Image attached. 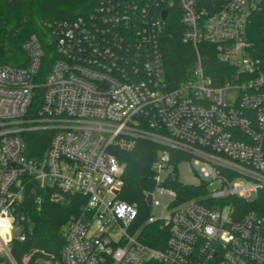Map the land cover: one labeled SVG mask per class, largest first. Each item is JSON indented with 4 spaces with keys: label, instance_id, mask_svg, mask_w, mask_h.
<instances>
[{
    "label": "built area",
    "instance_id": "built-area-1",
    "mask_svg": "<svg viewBox=\"0 0 264 264\" xmlns=\"http://www.w3.org/2000/svg\"><path fill=\"white\" fill-rule=\"evenodd\" d=\"M257 12L264 0H101L93 14L49 23L56 51L43 81L35 80L45 55L36 35L23 43L26 66L0 65V264H21L13 252L26 238L18 206L29 187L48 185L88 200L64 226L61 255L25 264H264V214L237 218L230 201L264 190V67L247 35ZM177 16L195 59L173 86L162 37ZM203 43L232 65L221 82L207 73ZM38 87L37 114L28 116ZM229 88L238 90L234 103ZM40 128L54 131L42 160L28 156L23 136ZM139 139L163 146L151 208L160 204L156 192L176 198L162 185L172 170L161 176L171 149L191 156L214 203L173 200L168 216L150 213L137 225L139 208L118 196L125 164L117 152ZM156 222L169 230L163 247L139 237Z\"/></svg>",
    "mask_w": 264,
    "mask_h": 264
},
{
    "label": "trees",
    "instance_id": "trees-1",
    "mask_svg": "<svg viewBox=\"0 0 264 264\" xmlns=\"http://www.w3.org/2000/svg\"><path fill=\"white\" fill-rule=\"evenodd\" d=\"M101 0H0V65L23 67L29 57L23 43L36 35L43 45L45 55L43 66L36 76V81L44 80L51 61L55 57L56 37L49 26L57 20H73L97 12ZM178 15V14H177ZM168 17L165 33L162 37L163 61L169 81L174 86L187 75L195 59V50L191 44L182 40L183 26L177 17ZM251 53L260 60L264 67V13H255L247 27ZM207 73L221 82L224 72L232 65L220 61L217 47L202 44ZM42 97V89L36 88L33 101L28 109V116L36 115ZM54 131L52 129H33L23 132L27 144L28 156L42 160ZM162 145L148 139H139L132 151H118L121 162L125 164L119 198L136 205L140 214L136 224H141L151 213L147 194L156 186L154 164ZM191 156L171 149L169 164L173 166L162 185L176 191L175 205L197 199L205 204H212L205 196L209 192L208 184L201 180L198 184H187L180 180L177 165ZM38 197L40 202H38ZM236 209V217L255 209L264 214V190L252 201L239 197L230 198ZM87 196L72 191L62 190L56 185L44 188H28L24 199L18 206V212L25 216L24 230L26 238L13 243V252L21 264L26 258L37 256L59 257L65 244L64 226L80 214L87 203ZM225 204V199L217 200ZM169 236L168 228H161L160 222L143 226L139 237L152 246L163 247Z\"/></svg>",
    "mask_w": 264,
    "mask_h": 264
},
{
    "label": "rangeland",
    "instance_id": "rangeland-1",
    "mask_svg": "<svg viewBox=\"0 0 264 264\" xmlns=\"http://www.w3.org/2000/svg\"><path fill=\"white\" fill-rule=\"evenodd\" d=\"M238 90L235 88H229L226 96L229 103H234ZM197 165L191 160H185L177 165V173L180 180L187 184H198L202 180V176L198 173ZM173 169V166L162 170L161 176L164 177L168 172ZM155 198L159 201V205L151 208V213L156 217L168 216L173 208L172 202L174 195L164 192H156Z\"/></svg>",
    "mask_w": 264,
    "mask_h": 264
},
{
    "label": "water",
    "instance_id": "water-1",
    "mask_svg": "<svg viewBox=\"0 0 264 264\" xmlns=\"http://www.w3.org/2000/svg\"><path fill=\"white\" fill-rule=\"evenodd\" d=\"M166 14H167V11L165 10L163 12V16H166ZM147 200H148V204L151 205V203H152V195L151 194L148 196Z\"/></svg>",
    "mask_w": 264,
    "mask_h": 264
}]
</instances>
